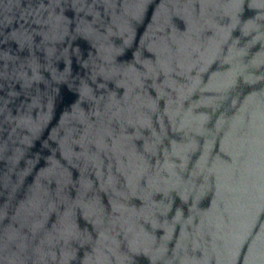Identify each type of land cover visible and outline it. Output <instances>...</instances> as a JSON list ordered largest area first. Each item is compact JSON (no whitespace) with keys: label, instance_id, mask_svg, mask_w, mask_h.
Wrapping results in <instances>:
<instances>
[{"label":"water","instance_id":"water-1","mask_svg":"<svg viewBox=\"0 0 264 264\" xmlns=\"http://www.w3.org/2000/svg\"><path fill=\"white\" fill-rule=\"evenodd\" d=\"M0 264H264V0H0Z\"/></svg>","mask_w":264,"mask_h":264}]
</instances>
